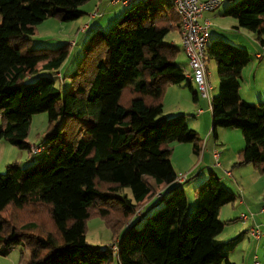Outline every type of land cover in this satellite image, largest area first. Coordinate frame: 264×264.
Listing matches in <instances>:
<instances>
[{
    "label": "trees",
    "instance_id": "16d2710c",
    "mask_svg": "<svg viewBox=\"0 0 264 264\" xmlns=\"http://www.w3.org/2000/svg\"><path fill=\"white\" fill-rule=\"evenodd\" d=\"M87 1L0 0V139L31 151L32 116L47 112L50 121L41 157L0 172V255L21 246L30 253L26 264H231L228 250L238 236L219 242L225 227L219 215L237 196L220 177L211 171L195 187L191 211L183 187L188 179L162 191L177 182L170 143L190 142L196 154L202 150L185 114H163L168 85L186 80L179 48L165 41L182 26L172 0L125 5L108 31H95L85 42L72 86L63 90L64 76L58 84L43 72L58 71L70 43L33 47L31 36L49 17L79 19ZM223 14L257 32L264 44V0H231ZM207 56L219 76L212 132L216 137L219 127L241 129L245 146L237 164H254L264 173V101L240 95L251 55L216 38ZM94 214L118 231L117 258L110 245L87 241V220Z\"/></svg>",
    "mask_w": 264,
    "mask_h": 264
},
{
    "label": "rangeland",
    "instance_id": "374dc122",
    "mask_svg": "<svg viewBox=\"0 0 264 264\" xmlns=\"http://www.w3.org/2000/svg\"><path fill=\"white\" fill-rule=\"evenodd\" d=\"M111 2L112 0L87 1L80 7L85 13L78 20L74 21L64 22L56 17H49L37 26L36 34L31 36V44L33 47L40 46L56 48L62 43L75 41L74 45L70 44L69 55L62 66L58 69V72L61 73L62 77L64 76L65 78V86L62 84L63 90H65L67 87L71 88V74L77 68L81 58L85 54V42L80 39V36L78 37L79 27L86 23L89 18L98 11L97 6H99L100 15L97 16L96 19L101 20L100 25L103 28L102 30L106 32L122 16L125 8L127 7L122 3L113 4ZM225 3L226 1L223 2L221 6H223ZM248 32L251 36L254 35L257 44L256 42H252V40L249 39V48L252 50L250 52L251 60L242 71V78L240 80V89H242L241 94H245V92L249 90L251 83H255L253 78V70L259 65L260 72L256 78V81L259 86L261 81L264 84V60L263 62L260 61L254 53L261 50V44L257 38L258 33L252 30H248ZM178 37V30L174 28L168 33L165 41H178ZM179 54L181 57L184 56L182 52H179L178 55ZM185 66L186 68L188 67L187 62ZM207 66L210 72L209 79L211 84V94L212 97H215L219 92V76L216 61L213 58L207 56ZM59 80L60 79L57 78L58 84H60ZM182 85L185 87L173 88L176 90L172 89L168 91L167 88V98L166 101H163L164 114L173 116L182 112L186 113L187 119L189 121H193L197 126V128L194 129L199 133L204 146L208 137L207 135L211 133L213 127V118L210 105H206L208 100H204L203 98L195 101L193 99V95L196 89H189L186 86V81H184ZM259 86L257 85L256 88H259ZM254 95L255 98L253 101H250L252 100V97H250V100L244 99L242 96L241 97L244 100L254 103L264 101V95L262 97H258L259 93H255ZM200 108H203L202 110L204 111L202 116L197 115L199 110H201ZM205 118L207 120H205ZM1 124L2 121L0 119V127ZM49 127L50 121L47 112H39L34 114L32 116L28 136V141L31 142V145H39L43 142H46ZM222 131L225 133L223 132V134H221ZM217 133L220 135L219 140L223 144L220 145V151L222 152L221 162L225 166H228L227 170L233 171V175L229 176L230 178H228L223 174L224 171H222L221 168L216 167L213 169L218 171V176L222 178L223 185L232 190L237 196L234 202L222 206L220 210L219 217L225 222V227L223 232L219 235V238L227 240L232 237L234 238L239 236L240 234L239 241L236 240L238 242H236L231 249V264H254L255 260L264 262V224L261 229L263 236L259 241H257L258 239L256 240V237L253 235L250 238L248 237V232H251V230L246 233L247 235H244L245 230L249 228L251 229L249 222L252 219V212L255 213L256 217H260L261 222L264 223V214L258 213L260 208L262 206L264 207V179H256L254 177L253 171H257L259 175H264V173H261L259 170H257L254 164H237L238 158L235 159L236 161L230 164V160L233 158L234 153L236 154L238 150L240 151L241 148H244L245 146V139L241 129L219 127L217 129ZM211 135L214 137L213 132ZM191 145L193 146V144ZM40 157L41 154H33L28 149H21L5 139H0L1 173L6 172L9 164L18 163L22 167H26L36 162ZM175 158H177V154L175 155ZM181 161L182 160H180V162ZM179 173H185V171ZM204 174L205 173L195 174L183 184L189 200V211L193 210L195 208V204H197L195 187L201 182H204V180L210 176V172H208L206 175ZM261 211L262 210H260V212ZM243 213L248 214L250 218L242 219L241 216ZM117 232L118 231H114V229L107 224L106 219L100 215L94 214L87 220L86 238L87 241L93 245L106 247L114 243L118 238V236L115 235ZM241 238L243 239L241 240ZM255 254H258V257H256ZM29 257V251H26L21 246H18L15 247L8 256L0 255V264H26ZM223 263L226 264L225 262Z\"/></svg>",
    "mask_w": 264,
    "mask_h": 264
},
{
    "label": "crops",
    "instance_id": "0c3cea01",
    "mask_svg": "<svg viewBox=\"0 0 264 264\" xmlns=\"http://www.w3.org/2000/svg\"><path fill=\"white\" fill-rule=\"evenodd\" d=\"M230 1L231 0H226V3L223 6L220 5L219 7L214 9L213 11L204 12L203 17L201 18V22L206 21V20H209L211 22V26H210V29H209V34H210V40L211 41L213 39H216V38H221V39L229 41L230 43H232V44H234L236 46H239V47H242V48L246 49L250 53L252 50H251V48H249V43H248L249 39H251L252 42H256V44H257V41L255 40L256 38H254V35L251 36L250 33L248 32V29L240 27L239 23H238V20L236 18L231 17V16H225L223 14L224 9L230 4ZM97 9L100 10V7L97 6ZM99 15H97V16H99ZM97 16L90 17L89 20L86 23H84L81 27H79L78 37L80 36V39L82 41L86 42L88 40L89 36L92 33H94L95 31H99V30L103 29L102 26L100 25L101 20H97L96 19ZM178 33H179L178 41L177 40L176 41H171L169 43L175 44L179 48V52L180 53L182 52V54L184 56L181 57V55L179 54L180 57H179V55L177 56V62L184 69V71H189L190 67H189V63H188V59H187L186 53H185V51L183 49L182 39H181V30L180 29L178 30ZM262 38L264 39V33L262 35ZM69 43L71 44V42H69ZM260 44H261V50L256 51L254 53H255V56L260 61L263 62V60H264V44H262L261 42H260ZM250 55H251V53H250ZM259 56H261V57H259ZM186 62H187V65H188L187 68L185 66ZM259 72H260V65L253 70V78H254L255 83H251V86H250L249 90L247 92H245V94H241L242 89H240V95L244 99L250 100L251 99L250 97H252V100H250V101H253V99L255 98V95H254L255 93H259L258 97H262L264 95V84H263V82L261 81V84L259 86V84L256 81V78L258 77ZM43 74L51 75V76L55 77L56 79L61 75V73H59L58 71H56V72L46 71ZM209 77H210V72H209V69H208V79H209ZM185 81H186V86L189 89H191V88L192 89H196V87H195V85L193 83H189V81L187 79ZM209 82H210V79H209ZM182 83H180V84H169L168 85V91L172 90L173 88H176V87L184 88L185 86H183ZM190 84H192L191 88H190ZM252 84H256V85H252ZM257 85L259 86V88H256ZM173 90H176V89H173ZM168 91H167V93H168ZM167 93H165L164 101H166ZM200 98H202V97H200L198 95V99L197 100H199ZM203 99L204 100H208V99H205V98H203ZM207 102H206V105L207 104L210 105L209 100ZM210 108H211V106H210ZM202 109L199 110V113L197 115L202 116V114L204 113V111ZM163 114H164V112H163ZM180 114H185L186 115V113H183V112L180 113ZM165 116L171 117V116H168V115H165ZM205 120H207V119L205 118ZM188 124L193 129L197 128V126L194 124L193 121H189L188 120ZM223 132L224 131H222L221 134H223ZM211 134H212V130H211V133L207 135L208 137H207V140H206L204 146H203V143H202V150H201V152L199 154H196V152H194L193 146L191 145L192 143H190V142L181 143V142L173 141V142L170 143L171 147L173 145V147H172V156H171L172 163H173L174 168H175L177 173L185 171V173L188 175L187 179H189L191 176H194L195 174L205 173L204 175H206L208 172H211V171H214L218 175V173H217L218 171L213 169V168L217 167V168H221L222 171H224L223 174L226 177L230 178L229 176L233 175V171L232 170H227L228 166H225L221 162L222 152L220 151V145H223V144L219 140V136L220 135L217 133L216 137L215 136L212 137ZM30 144H31V142H30ZM180 144H183V145H180ZM215 150H218L220 152V158H219L220 165H216V166H215L216 159L214 157ZM238 153H239V150H238V152L236 154L234 153L233 158L230 160V164H232L234 161H236L235 159L238 158ZM176 154H177V158H175ZM180 160H182V161L180 162ZM227 171H229L231 174H227ZM253 172H254V177L256 179H258V180L264 179V175H259L257 173V171H255V170ZM220 179H221V182H222L223 181L222 178H220ZM173 185H178V182H175L172 185L166 186L162 190L163 193H166L171 188V186H173ZM126 191L128 193H130L129 189H126ZM159 195H160V193L149 204H151L154 201H156L157 199H159ZM262 207L260 208V210H262ZM260 210H259L258 213L259 214H264V213H262V211L260 212ZM251 216H252V219L249 222L250 227H258L261 230L264 223L261 222L260 217H258V216L256 217L254 212H252ZM249 218H250V216H248V219ZM248 231H250V228L244 231V235ZM252 235H253L252 232H248V237L249 238L252 237ZM239 236H240V234H239ZM239 236H238V241L240 239ZM262 236H261V238H262ZM232 238H230V239H232ZM230 239L224 240V239H220L219 236H218V240H219L220 243L228 242V240H230ZM242 239L243 238H241V240ZM260 239L257 240V238H256L257 241H259ZM231 249L232 248H230L228 250V260L229 261L231 260V255H230ZM255 256L258 257V254H255ZM222 264H224V263H222ZM260 264H264V262H260Z\"/></svg>",
    "mask_w": 264,
    "mask_h": 264
},
{
    "label": "built area",
    "instance_id": "2783aa9c",
    "mask_svg": "<svg viewBox=\"0 0 264 264\" xmlns=\"http://www.w3.org/2000/svg\"><path fill=\"white\" fill-rule=\"evenodd\" d=\"M138 0H112L111 3H122L129 5ZM226 0H172L174 8L181 19V39L183 49L186 53L190 70L185 71L186 79L193 83L196 87V93L205 99L209 100L210 106L212 102L211 84L208 79V66H207V49L210 43L209 29L211 22L209 20L201 22V18L206 11H213L219 7ZM99 15V10L92 16ZM75 44V41L71 42ZM261 57V56H259ZM46 145L41 143L39 145H31V152L37 154L42 152ZM214 157L216 165H220V152L215 150ZM227 174H231L227 171ZM186 173H178L177 182L183 184L187 180ZM264 213V207L262 208ZM142 215V209L136 212V217ZM242 219H247L248 215L243 213ZM129 223H127V226ZM252 234L260 239L262 232L258 227H251ZM119 240L110 244L115 258H117L119 251ZM110 264H116L115 260ZM254 264H260L258 260Z\"/></svg>",
    "mask_w": 264,
    "mask_h": 264
}]
</instances>
